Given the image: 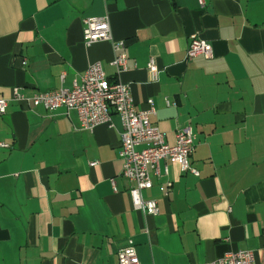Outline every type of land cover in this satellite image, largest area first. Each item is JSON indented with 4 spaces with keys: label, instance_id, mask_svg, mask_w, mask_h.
Returning <instances> with one entry per match:
<instances>
[{
    "label": "crops",
    "instance_id": "obj_1",
    "mask_svg": "<svg viewBox=\"0 0 264 264\" xmlns=\"http://www.w3.org/2000/svg\"><path fill=\"white\" fill-rule=\"evenodd\" d=\"M103 15L113 40L85 45L84 18ZM192 36L211 57H187ZM113 41L124 43L121 71ZM97 61L129 85L136 108L152 98L149 121L168 143L180 128L194 134L199 175L162 161L167 173L142 190L155 215L132 206L116 113L88 131L75 111L12 98L13 87L31 96L70 86ZM0 98V264H114L129 240L141 264L239 249L264 264V0H0Z\"/></svg>",
    "mask_w": 264,
    "mask_h": 264
},
{
    "label": "built area",
    "instance_id": "obj_2",
    "mask_svg": "<svg viewBox=\"0 0 264 264\" xmlns=\"http://www.w3.org/2000/svg\"><path fill=\"white\" fill-rule=\"evenodd\" d=\"M203 5L205 0H198ZM83 41L90 45L97 41L113 40L111 24L108 15L86 17L83 20ZM123 41H113L114 58L112 65L117 71L127 67V55L122 51ZM202 54L212 56V46L209 42L197 36H192L188 47L187 57ZM148 68L157 71L151 58ZM64 74L61 75V82ZM12 98L24 102L28 106H42L47 111H54L63 107L66 112L75 111L80 129L93 131L96 126L112 124V113H116L122 124L120 131L119 158L122 161L121 175L133 182L129 194L134 209L147 215L158 213L155 199L142 196V190L153 184L152 175L167 173L166 164L161 168L162 161H172L179 165L180 171L199 175L191 165L190 153L193 149L194 134L190 127H183L176 131L174 143H168L165 135L149 121L154 113L152 98L148 99V107H135L127 83L120 80H110L101 62L97 61L87 67L73 80L70 86L61 85L58 89L46 92H36L31 96L23 94L19 87H13ZM166 102L170 101L166 99ZM8 99L0 98V114L6 111ZM0 146H7L0 142ZM91 162L90 165H95ZM114 178L111 183L114 185ZM167 192V186H160ZM254 252L250 249H239L225 253L222 257L199 264H254ZM114 264H141L135 246L131 240L119 250Z\"/></svg>",
    "mask_w": 264,
    "mask_h": 264
}]
</instances>
